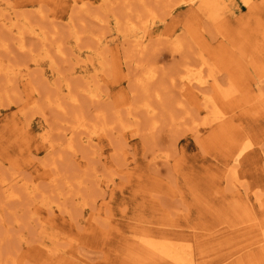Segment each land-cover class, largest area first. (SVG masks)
Here are the masks:
<instances>
[{"label": "rangeland", "instance_id": "374dc122", "mask_svg": "<svg viewBox=\"0 0 264 264\" xmlns=\"http://www.w3.org/2000/svg\"><path fill=\"white\" fill-rule=\"evenodd\" d=\"M175 1L0 0V178L38 189L0 183V264H124L162 224L197 236V264H264V0ZM198 95L225 120L201 124Z\"/></svg>", "mask_w": 264, "mask_h": 264}, {"label": "bare ground", "instance_id": "6f19581e", "mask_svg": "<svg viewBox=\"0 0 264 264\" xmlns=\"http://www.w3.org/2000/svg\"><path fill=\"white\" fill-rule=\"evenodd\" d=\"M198 1H200V0H192L191 3H195ZM185 4H186V2L184 0H176L173 3L164 5V8L167 9V15H170L175 11V8H177L178 6L185 5ZM144 12L147 14L146 17L148 19L157 18L156 16H153L154 13L151 10H145ZM145 13H143V14H145ZM137 19H140V15L137 16ZM142 20L143 19L141 17V21ZM128 24L132 28H133V26H135V24H133V23H128ZM4 26L7 27L10 31L15 30V29L12 30L13 23H11V24L9 23V25H7V26L4 25ZM31 31H32V29L30 30V32ZM18 33H20V32H18ZM43 34L44 33H40V35L38 34V36L43 37L42 36ZM18 38H19V35H18ZM143 45H144V42L141 39H137L134 43V48L137 51H142ZM180 46L181 45L178 44V47H176V51H180V49H181ZM173 47H175V46H173ZM2 72H7V70H6L5 66L2 65V63H0V74ZM9 73H10V71H9ZM145 76H146L145 77L146 81H141L142 85L149 83L151 81V79L154 78L155 75L153 72H150V73L146 74ZM180 79L182 80V82H181L182 87L181 88H182L183 94H185L186 91L191 92L192 87L196 88L197 90H201V87L206 83L201 78H194V77L192 78L188 72L183 73L182 78H180ZM135 80H137V79H135ZM138 80H140V79H138ZM141 86H139V88H141ZM141 89H145L144 86ZM96 92H94V93H96ZM97 96L98 97L95 96V98L99 99V95H97ZM156 96L158 97V95H156ZM198 97H199L198 101L201 100L200 103H201L202 109L206 112V115H204L205 117L202 119L203 122L201 124H203L205 126H212L215 123L223 122L225 120L226 112L220 110V108H218L216 106V103L212 97L206 98V96L203 97V95L201 97H200V95H198ZM92 99H94V98H92ZM56 106L58 108H60L61 104L57 103ZM144 106H145V110H146L147 114L153 115L154 109L148 104H144ZM89 124L86 122L84 117H81L80 119H78L76 121V123L73 126H71V129H72L71 131L73 133L78 132L79 135L86 134V137L89 140L97 139L98 141H101L104 137H106V134H104L103 131H99V130L94 131L93 129H97L96 126L92 127L91 124H90V126H89ZM70 137H72V136H70ZM71 140L72 139H70V141ZM72 143L68 142L67 150L69 149L72 151L74 149ZM250 147H251L250 145H243L242 148H239V150H240L239 156L242 157L244 154H246V152H248L250 150ZM71 154H72V152H71ZM45 171H46V168H45L44 172ZM51 178L53 179V181L50 179L51 182H54L55 176H52ZM24 181H23V179L17 180V178L14 181V183H9L5 179L0 180V183H1L2 188L4 190L3 197H4L5 201H11V200L17 199L19 197V192L16 191V189L14 190L15 185L16 186L19 185L20 186L19 188L22 189V191L24 189H25V192L28 191L27 194H29V196L31 198L35 196V192H36L35 190H38L37 187H32L31 185L29 186L28 184H26L27 181L26 182H24ZM5 182H7V185H8L7 187L4 186ZM29 183H30V181H29ZM1 197H2V195H1ZM40 201L43 204L42 206L44 207L43 198L42 199L40 198ZM45 205L49 206V204H45ZM221 222H226V221H224V219H223V221H221ZM169 228H171V227H169L165 224H162L161 226H158L155 229H153V228L140 229L139 233L135 236V238H133V240L130 241L128 247L126 248L127 253H126V258H125L124 264H197V262H196L197 252L201 253V251H202V248L198 245V243L200 241H199V239L196 238L197 236L194 237L195 235H192V234H180L179 235L178 233L176 235V234L168 231ZM221 229H222L221 232L223 233L225 230V227H222ZM197 241H198V243H197ZM263 253H264V246H260V247L257 246V250H256V254H255V256H258L257 259L260 258L259 256H263ZM260 259H262V258H260ZM261 261H264V260H261ZM12 262H15V261L12 260Z\"/></svg>", "mask_w": 264, "mask_h": 264}]
</instances>
